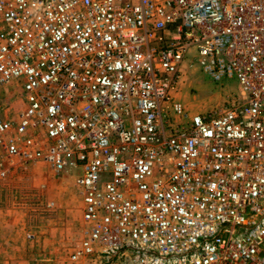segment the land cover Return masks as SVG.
<instances>
[{"label": "built area", "instance_id": "1", "mask_svg": "<svg viewBox=\"0 0 264 264\" xmlns=\"http://www.w3.org/2000/svg\"><path fill=\"white\" fill-rule=\"evenodd\" d=\"M185 65L236 96L190 114ZM34 163L72 177V261L264 264V0H0V179Z\"/></svg>", "mask_w": 264, "mask_h": 264}, {"label": "rangeland", "instance_id": "2", "mask_svg": "<svg viewBox=\"0 0 264 264\" xmlns=\"http://www.w3.org/2000/svg\"><path fill=\"white\" fill-rule=\"evenodd\" d=\"M233 78L212 82L194 67L183 68L175 98L190 113L226 107L236 96ZM2 95L12 112L20 107L15 87ZM80 200L68 173L44 163L15 169L0 179V264H105L95 257L72 261L80 238Z\"/></svg>", "mask_w": 264, "mask_h": 264}]
</instances>
